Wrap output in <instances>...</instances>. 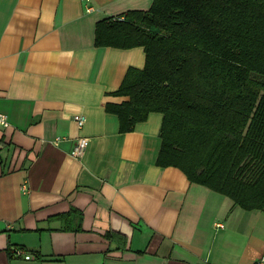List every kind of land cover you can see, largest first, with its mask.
Here are the masks:
<instances>
[{
  "label": "crops",
  "instance_id": "obj_1",
  "mask_svg": "<svg viewBox=\"0 0 264 264\" xmlns=\"http://www.w3.org/2000/svg\"><path fill=\"white\" fill-rule=\"evenodd\" d=\"M152 3L0 0V264H256L264 255V210L234 207L157 164L160 114L121 133L105 109L145 54L95 47V25ZM79 137L88 146L76 159Z\"/></svg>",
  "mask_w": 264,
  "mask_h": 264
},
{
  "label": "trees",
  "instance_id": "obj_2",
  "mask_svg": "<svg viewBox=\"0 0 264 264\" xmlns=\"http://www.w3.org/2000/svg\"><path fill=\"white\" fill-rule=\"evenodd\" d=\"M94 45L144 50L105 106L121 133L160 114L159 166L264 210V0H153L98 21Z\"/></svg>",
  "mask_w": 264,
  "mask_h": 264
},
{
  "label": "built area",
  "instance_id": "obj_3",
  "mask_svg": "<svg viewBox=\"0 0 264 264\" xmlns=\"http://www.w3.org/2000/svg\"><path fill=\"white\" fill-rule=\"evenodd\" d=\"M72 120L75 122V124L77 125V127L79 129H81L84 126V118L81 116H74L72 118ZM8 126V120L7 117L4 114L0 113V128H6ZM88 146V139L85 137H79L75 140L74 142V146H73V150L71 152V156L73 158H81L86 150ZM15 256L18 257H23L26 260L31 259V255L27 254L25 251L23 250H16L15 251ZM256 264H264V255L261 256V258L258 260V262Z\"/></svg>",
  "mask_w": 264,
  "mask_h": 264
}]
</instances>
